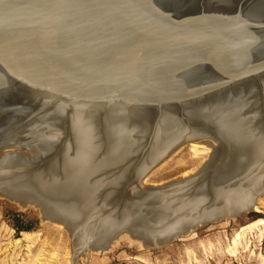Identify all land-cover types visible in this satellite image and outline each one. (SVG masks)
Listing matches in <instances>:
<instances>
[{"label":"water","instance_id":"1","mask_svg":"<svg viewBox=\"0 0 264 264\" xmlns=\"http://www.w3.org/2000/svg\"><path fill=\"white\" fill-rule=\"evenodd\" d=\"M264 192V0H0V193L69 249L168 240Z\"/></svg>","mask_w":264,"mask_h":264},{"label":"rangeland","instance_id":"2","mask_svg":"<svg viewBox=\"0 0 264 264\" xmlns=\"http://www.w3.org/2000/svg\"><path fill=\"white\" fill-rule=\"evenodd\" d=\"M4 194L0 193V264H264V225L250 232L247 228L264 219V201L261 212L240 211L203 221L168 240L147 243L145 236H131L129 230L116 234L104 249L72 251L63 223L43 216L40 206L22 205Z\"/></svg>","mask_w":264,"mask_h":264},{"label":"bare ground","instance_id":"3","mask_svg":"<svg viewBox=\"0 0 264 264\" xmlns=\"http://www.w3.org/2000/svg\"><path fill=\"white\" fill-rule=\"evenodd\" d=\"M264 194V192H259V193H255V197H254V202H253V207H251V208H240V207H238V210H237V212L239 213L240 211H249V210H252V211H255V212H261V208H262V206H263V201L264 200H262V199H264V195L263 196H260L259 197V195H261V194ZM6 194V193H5ZM4 194V195H5ZM6 196V195H5ZM259 197V198H258ZM18 202L20 203V204H22V205H24L26 202H22L21 200H18ZM42 208V211H43V207H41ZM247 213V212H246ZM237 214V213H236ZM233 217V216H232ZM235 217V216H234ZM51 220H53V219H51ZM198 223H203V221L202 222H198ZM62 225V224H61ZM264 225V219H256V220H254L252 223H250L249 225H248V230H249V232H250V230L253 228H255V227H259V226H263ZM195 226H197V223H195L194 225H193V227L192 226H190V227H187V232L191 229V228H195ZM263 228V227H262ZM252 229V230H253ZM187 232H185V231H181L179 234L181 235V234H186ZM263 232V231H262ZM130 233H131V231H130ZM260 233V232H259ZM178 234V235H179ZM243 234H244V232H243ZM246 234V233H245ZM177 235V234H176ZM177 235V236H178ZM258 235V234H257ZM263 235V234H262ZM238 236V235H237ZM255 236V235H254ZM171 238H173V237H171ZM170 238V239H171ZM234 239V238H233ZM233 239H232V242H233ZM159 241V240H158ZM160 241H162L161 239H160ZM154 242H155V240H154ZM235 242V241H234ZM148 243V242H147ZM152 243V242H151ZM241 243V242H240ZM151 245V244H150ZM236 245V244H235ZM110 246V245H109ZM245 246V245H244ZM102 247V246H101ZM103 249H104V247H102ZM101 248V249H102ZM108 248V247H107ZM232 248H233V252H234V247L232 246ZM235 248H236V246H235ZM106 249V248H105ZM230 250V249H229ZM232 252V251H231ZM261 257V256H260ZM259 259V258H258Z\"/></svg>","mask_w":264,"mask_h":264},{"label":"trees","instance_id":"4","mask_svg":"<svg viewBox=\"0 0 264 264\" xmlns=\"http://www.w3.org/2000/svg\"><path fill=\"white\" fill-rule=\"evenodd\" d=\"M17 229L20 231V230H23V231H27L29 228L27 227H17Z\"/></svg>","mask_w":264,"mask_h":264}]
</instances>
